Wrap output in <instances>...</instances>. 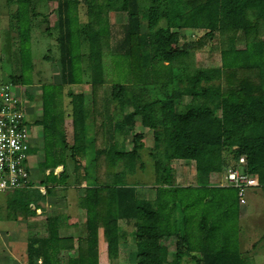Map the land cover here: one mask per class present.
<instances>
[{
  "label": "trees",
  "instance_id": "1",
  "mask_svg": "<svg viewBox=\"0 0 264 264\" xmlns=\"http://www.w3.org/2000/svg\"><path fill=\"white\" fill-rule=\"evenodd\" d=\"M5 1L14 5L10 16L17 32L21 86L31 84L26 74L32 69V23L39 19L43 23L52 14L55 35L48 27L43 34L53 38L59 66V83L40 85V119L34 122L42 134L38 185L43 194L36 190L32 201L22 195L7 198L8 214L34 216L30 205L65 184L63 172L55 176L54 169L64 168L68 161L76 163L75 158L92 147L82 168L85 186L76 202L84 212L83 236L74 245L73 238L58 234L62 218H48L42 231L26 238V264H97L98 224L108 264H115L119 256V242L125 236L120 224L133 228L134 264H176L177 255L193 251L186 231L192 212L198 215L195 226L201 233L197 264H243L236 234L229 240V231L216 226L217 221L225 225L235 216V190L210 180L242 158V171L257 176L264 196V0ZM80 3L86 8L85 23L78 20ZM50 4L54 8L44 13ZM110 13L125 17L122 39L113 48ZM182 29L206 31L196 42L198 47L219 37V65L199 66L189 51L177 49ZM130 37L138 49L135 64L129 62ZM238 39L241 48L236 46ZM84 59L88 82L83 78ZM111 72L115 78L103 88ZM83 83L89 84V97L67 92L64 110L62 88ZM182 99L186 103L181 104ZM214 99L219 102V115L210 107ZM64 117L70 120V144L65 140ZM135 117L151 131L153 145L154 199L147 209L136 205V188L127 181L141 168L136 158L142 135L132 136L128 151L119 141L132 133ZM87 129L92 130L89 138ZM177 160L193 163L194 188L171 184V162ZM213 192L219 194L216 206ZM217 228L221 235L215 238ZM167 238L174 240L171 252L164 243Z\"/></svg>",
  "mask_w": 264,
  "mask_h": 264
},
{
  "label": "rangeland",
  "instance_id": "2",
  "mask_svg": "<svg viewBox=\"0 0 264 264\" xmlns=\"http://www.w3.org/2000/svg\"><path fill=\"white\" fill-rule=\"evenodd\" d=\"M13 1V0H12ZM82 1V0H80ZM54 8V4H50L48 6V10H44V13L52 10ZM14 11V5L6 3L5 0H0V85H6L10 88L12 93L17 96L18 101L20 102V106L24 109V117L26 122L28 123L27 128L30 134V138L27 140L30 146V152L28 153V160L26 162L27 168V178L25 181V186L22 189H17L6 193L4 195H0V248L3 249L5 247V243L11 241V238L14 233L22 234L26 233L27 236H31L33 231H36V228L40 227L44 222V216L40 219H31L30 217L26 218H17L14 220V215L8 214L6 211L5 203L6 199L9 197H15L19 199V197L26 196L29 200H35L36 190L43 194V189L38 188V180L41 177L42 168L40 170V164L42 163V153L40 147V127L34 125V122L40 119V85L44 83H59V66L57 62V49L53 38H48L43 34V31L46 27L51 29L53 35H55V30H53V26L55 24V17L52 15L45 16V21L42 23L41 19L36 20L35 23H32V36H31V45H30V56L32 61V69L29 74H26V78L30 79V83L27 86H21L19 80L17 79L19 76V56H18V39L15 21L12 19L10 14ZM78 20L80 23H85L87 21L86 8L83 3H80L77 8ZM109 24H110V33L111 40L110 45L120 41L122 39V25L125 23V17L121 14L110 13L109 14ZM41 21V22H40ZM163 22L160 21L158 26H162ZM206 31L204 30H189L182 29L178 32L179 40L177 44V49H183L189 51L192 54L193 61L199 66H205L214 62V64L219 65V50H220V41L219 37H213L207 41H205L202 46H196V42L204 35ZM264 38V35H263ZM55 39V38H54ZM236 46L238 48L242 47V40L238 39L236 41ZM129 62L135 64L138 62V49L135 44L134 38L130 37L129 40ZM47 59V60H44ZM105 64H110L108 60H104ZM110 66H112L110 64ZM82 68L84 72V82L89 81V70L87 68V61L84 59L82 62ZM261 83L264 87V68L261 69ZM115 77L111 72V76H106V83L103 85V88H108L111 85V80ZM180 86V84H178ZM152 92H156V87L152 88ZM67 92L72 93H83L84 96L89 97V84L83 83L80 86H71V87H63L62 88V98H66ZM29 97V98H28ZM186 99H182L181 104L186 103ZM67 99L65 102L62 101V105L65 104L67 106ZM175 105L178 107V100L174 101ZM181 106V105H179ZM211 109L215 112L216 115H219V102L217 100H212L210 103ZM134 134H141L142 140L138 143L140 145V149L138 151V157L136 158L137 163L141 164V168H138V173L135 171L134 175L131 178H128L127 181L132 186H135L137 191L141 190H149L152 192L154 189V175H153V160L152 157L153 148H152V138L151 131L141 127L139 123L138 117L134 118V128L131 134L127 135L124 138L119 139V141L123 144V149L125 151L130 150L131 148V138ZM89 145L88 151L90 153L92 147ZM229 162L231 160H228ZM171 166L173 167L174 174L171 181V184H192L194 185V166L191 162H183V161H172ZM230 169V168H228ZM227 170L214 177L210 180V182L215 183L217 186L223 187L225 185L224 176L226 175ZM185 179V180H184ZM184 180V181H182ZM38 185V186H37ZM225 188V187H224ZM141 189V190H140ZM259 189V188H258ZM151 197V196H150ZM252 199L251 196L248 197L246 194L245 202L242 204L244 210L251 209V204L249 201ZM151 200V198L149 199ZM42 200H38L37 203ZM246 203V204H245ZM30 210H34V214L37 213L36 207L34 205H30ZM67 211L59 208H49L46 215L53 214L58 215L62 218V215H66ZM231 217V216H230ZM17 220V221H16ZM18 220H21L20 222ZM61 220V219H60ZM232 220V219H231ZM18 223V224H16ZM40 224L37 226L36 224ZM242 222L241 225H243ZM216 226L218 228L225 227L228 233L229 240H234V223H226L216 222ZM98 227L102 228L101 225L98 224ZM97 227V228H98ZM192 227H196L192 225ZM127 230V234L131 236V228L124 227ZM216 229L217 232H220V229ZM236 229V228H235ZM14 232V233H13ZM200 231L192 228L188 236L193 240H197L199 237ZM257 234L253 237H249L246 241H243L241 244L240 250L243 255L248 254L250 256L251 247L253 244H257L261 242L262 238ZM219 236V235H218ZM188 237V238H189ZM242 237V236H241ZM129 239H131L129 237ZM128 239V242H129ZM220 239V238H219ZM264 239V238H263ZM19 240V237L16 238V241ZM18 242V241H17ZM229 242V241H228ZM231 242V241H230ZM130 243V242H129ZM166 244V243H165ZM17 246V245H16ZM131 246V245H130ZM125 246V254L123 253V259H118L116 264H133V254L127 253L128 251H133L132 247ZM171 247V246H170ZM16 250H18L16 248ZM255 251V249H254ZM134 253V252H133ZM128 254V255H127ZM262 252H255L256 255H261ZM257 257V256H256ZM261 264V262H258ZM106 264V262H104Z\"/></svg>",
  "mask_w": 264,
  "mask_h": 264
},
{
  "label": "crops",
  "instance_id": "3",
  "mask_svg": "<svg viewBox=\"0 0 264 264\" xmlns=\"http://www.w3.org/2000/svg\"><path fill=\"white\" fill-rule=\"evenodd\" d=\"M63 102L66 101V98H62ZM64 110H65V104H64ZM67 112V110L65 111ZM65 119V117H64ZM64 133H65V140L68 144L71 143L72 139V133H71V127H70V120L68 118L64 121ZM92 134L91 129H87L86 131V137L89 138ZM40 147L42 146V134L40 130ZM142 140V139H141ZM42 148V147H41ZM75 160H77L76 163L73 161H68L65 163V167L58 166L56 169H54L53 174L55 176H58L61 172H63V178L65 180V184L62 187H59L57 191H55L51 196H45L44 199L38 203H35V207L37 210V213L30 217L33 219H40L44 216V222L42 225L38 228H36V231H42L46 225V220L48 218H51L55 215L49 214L46 215L49 208H59L64 209L67 211L66 215H62V220L58 224V234L60 237H71L74 240V245H76V242L78 238H81L83 236V222H84V212L80 210L77 205V198L80 195L81 191L80 189L85 186L83 181V170L85 161L90 160V153L86 151L84 155L81 157H76ZM181 161V160H177ZM186 162V161H183ZM191 163V162H190ZM40 170L42 168V163L40 164ZM136 172L138 173V168H136ZM41 177L42 178V172ZM38 180V182L40 181ZM185 180V179H184ZM182 180V181H184ZM174 186L179 188H188V187H195V184H177L173 183ZM38 186V185H37ZM40 188V187H38ZM228 189V188H227ZM230 189V188H229ZM41 190V188H40ZM141 190V189H140ZM234 191V190H232ZM214 198L213 204L216 206L219 203V199L217 201V195L216 192H213ZM248 197L251 196L252 199L249 201L251 204L250 211L244 210L242 205L236 204V212L233 219L230 221V223L233 225L234 223V232L236 234V242L238 247V253L240 255V258L243 262V264H260L258 262H261V264H264V255H254L255 252H262L264 253V196L262 195L260 189L252 190L247 192ZM151 196V197H150ZM151 198V200H149ZM154 199V190L152 192H149V190H136V205H138L141 208H149L151 207ZM206 201L203 200L202 203H205ZM246 204V203H245ZM216 208V207H215ZM175 216L178 213H174ZM14 218L13 221L17 218H21L23 216H11ZM189 223L186 226V231L189 233V231L192 228H195L197 230V227H192V225L196 224V220L198 219L197 213L192 212L191 215H189ZM26 218V217H23ZM17 221V220H16ZM19 222L21 220H18ZM242 222L243 225H241ZM18 224V223H16ZM39 226L40 224H36ZM120 231L125 236L123 240L119 242V256L117 260L123 259V253L125 254V246L132 247L133 251H128L130 255L133 254L135 257V249L133 245V228L131 226H125L120 224ZM124 227H130L131 228V236L127 234V230ZM236 228V229H235ZM35 231V230H34ZM14 233V232H13ZM12 236L11 241L5 243V247L3 249L0 248V264H26V257H25V243H26V233L24 229V233L22 234H16ZM220 232H215L214 236H218ZM257 234H260V238H262L261 242L257 244H253L251 247V253L250 256L248 254L242 253L240 250L241 244L243 241H246L249 237H253ZM221 235V234H220ZM242 236V237H241ZM19 237V240L16 241V238ZM129 237L131 239H129ZM191 238V237H190ZM129 239V242H128ZM191 240V245H193V251H191L189 254H179L177 255V262L176 264H197V261L201 258L200 253L197 251V240ZM164 243H166L167 249L169 252H171L174 248V240L172 238L164 239ZM17 245V246H16ZM171 246V247H170ZM16 248L18 250H16ZM255 249V251H254ZM96 254H97V264H104V262L107 263L106 259V244L104 241V235H103V229L98 227L96 231ZM134 252V253H133ZM128 255V254H127ZM133 257V261H134ZM117 262V261H116ZM116 264V263H115ZM134 264V262H133Z\"/></svg>",
  "mask_w": 264,
  "mask_h": 264
},
{
  "label": "built area",
  "instance_id": "4",
  "mask_svg": "<svg viewBox=\"0 0 264 264\" xmlns=\"http://www.w3.org/2000/svg\"><path fill=\"white\" fill-rule=\"evenodd\" d=\"M27 124L17 96L8 86L0 85V195L22 189L26 184L30 149ZM244 165V160L239 158L224 176L223 187L235 190L238 205L245 202L248 191L259 188L257 176L242 171Z\"/></svg>",
  "mask_w": 264,
  "mask_h": 264
}]
</instances>
